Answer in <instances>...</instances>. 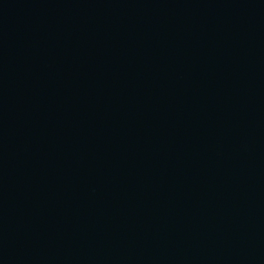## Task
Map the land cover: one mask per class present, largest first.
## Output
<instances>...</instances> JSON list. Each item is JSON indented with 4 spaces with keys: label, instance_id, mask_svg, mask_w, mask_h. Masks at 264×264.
Returning <instances> with one entry per match:
<instances>
[{
    "label": "water",
    "instance_id": "obj_1",
    "mask_svg": "<svg viewBox=\"0 0 264 264\" xmlns=\"http://www.w3.org/2000/svg\"><path fill=\"white\" fill-rule=\"evenodd\" d=\"M0 264H264V0H0Z\"/></svg>",
    "mask_w": 264,
    "mask_h": 264
}]
</instances>
